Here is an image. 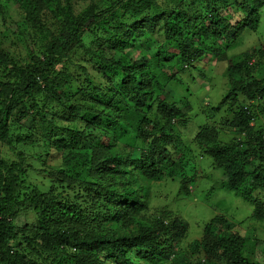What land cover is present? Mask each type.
<instances>
[{"label":"trees","instance_id":"16d2710c","mask_svg":"<svg viewBox=\"0 0 264 264\" xmlns=\"http://www.w3.org/2000/svg\"><path fill=\"white\" fill-rule=\"evenodd\" d=\"M13 1L26 55L0 43V264H255L223 215L184 249L186 221L154 206L152 188L192 194L193 145L264 223V45L232 51L257 31L264 0H92L79 13L78 0ZM210 55L228 78L216 110L228 106L234 139L203 125L187 143L173 126L186 127L191 106L168 101L171 82ZM26 145L54 157L49 188L26 181Z\"/></svg>","mask_w":264,"mask_h":264},{"label":"rangeland","instance_id":"374dc122","mask_svg":"<svg viewBox=\"0 0 264 264\" xmlns=\"http://www.w3.org/2000/svg\"><path fill=\"white\" fill-rule=\"evenodd\" d=\"M91 1L78 0V13L81 9L90 5ZM99 1L102 0H94V4H99ZM0 14V43L2 47L6 48L8 52L17 58L24 57L26 50L21 45L22 43L15 38L16 33L19 31L18 29H24V26H22V21L25 19L24 12L19 4L13 0H0ZM26 31L28 30L26 29ZM241 37L240 41L233 47L232 51L234 53L259 46V44L264 45V8L261 12V23L257 31L255 33H244ZM132 54V57H134L135 53L132 52ZM205 58L204 61L200 60L195 64L194 68L185 71L178 77L180 83L171 82L170 91L173 93L169 96L168 101L176 102L180 106H186L185 100H187L191 106V112L187 116L186 127L177 128L173 126L174 132L178 130L188 143L200 127L208 125L224 129L228 134H221L219 138L227 143L234 139L229 128L225 127V121L232 118V113L231 111L227 112V105L218 111L216 108L228 91V78L223 73V70L214 68L215 59L211 55ZM262 63L264 64V61ZM65 67L66 65L62 62H57L54 70H63ZM121 79L122 77L119 76L118 81L112 83V87L117 89ZM56 118L59 120L57 125L62 126L65 119L58 116ZM259 123L264 125V117L259 119ZM28 125V123H25V126L28 127ZM29 147L30 145H26L22 148V150L29 152V161L27 160L24 165V169L27 171L26 181L30 184V188L36 184L37 186L49 188L51 186V176L47 174V170L49 166L55 165L56 161L52 156L46 159L41 152L37 153L41 158L32 155L31 147ZM191 147L194 154L192 161L195 166L194 171L199 177L195 183H192V194L189 197L178 195L177 186L170 181L159 186L154 184L156 188H152V196H162V199L155 202L154 206L158 208L166 206L188 223L186 238L183 239L184 243H182L183 248L189 242L191 243V241L202 236L203 228L215 215H225L228 221L239 227L238 233L241 236L248 238L249 242H251L252 237L255 238L253 247L247 257L255 264H264V223H258L250 219L253 212L252 205L227 188L228 186L225 182H222V172L210 168L211 159L208 156L204 155L201 159L198 155L200 154L198 148L193 145ZM192 173L193 170L188 171L187 175L190 176ZM19 187L21 188V185ZM57 191L60 192L61 189L58 187ZM63 194L64 196H74V199L70 201L73 204L80 205L85 198V195L77 196L70 190ZM83 208L87 209L88 207L83 206ZM100 210L94 206L89 214L91 219L97 218ZM23 221L31 226L35 222L34 215L28 213L23 218ZM87 224L91 225L92 223Z\"/></svg>","mask_w":264,"mask_h":264},{"label":"clouds","instance_id":"9594fccd","mask_svg":"<svg viewBox=\"0 0 264 264\" xmlns=\"http://www.w3.org/2000/svg\"><path fill=\"white\" fill-rule=\"evenodd\" d=\"M180 74V73H179ZM178 74V75H179ZM262 199L264 198V197H261ZM264 200V199H263ZM223 216H225V215H223ZM225 218H226V216H225ZM251 220H253V221H255V222H258V223H261V222H259V221H257V220H255V219H253V217H252V215H251V218H250ZM228 221V220H227ZM229 222V226H232V225H234L235 227H236V229L238 230V226H236L235 224H233L232 222H230V221H228ZM187 223V222H186ZM241 223V222H240ZM187 225H188V223H187ZM187 229H188V226H187ZM239 234V233H238ZM240 237H243V236H241V235H239ZM202 237V236H201ZM201 237L199 238V239H195V240H193V241H191V243L190 244H192L194 241H198V240H200L201 239ZM186 238V237H185ZM256 240H257V238H256ZM255 241V238L254 237H252L251 238V242H247V248H246V252H247V254H249L250 253V251H251V249H252V247H253V242ZM182 243H184V242H182ZM188 243V244H189ZM185 249V248H184Z\"/></svg>","mask_w":264,"mask_h":264}]
</instances>
